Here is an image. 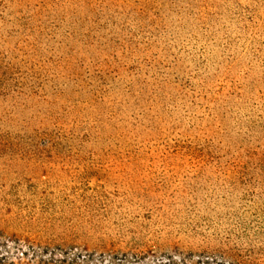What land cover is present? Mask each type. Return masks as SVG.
Returning <instances> with one entry per match:
<instances>
[{
    "label": "rangeland",
    "instance_id": "1",
    "mask_svg": "<svg viewBox=\"0 0 264 264\" xmlns=\"http://www.w3.org/2000/svg\"><path fill=\"white\" fill-rule=\"evenodd\" d=\"M0 264H264V0H0Z\"/></svg>",
    "mask_w": 264,
    "mask_h": 264
},
{
    "label": "trees",
    "instance_id": "2",
    "mask_svg": "<svg viewBox=\"0 0 264 264\" xmlns=\"http://www.w3.org/2000/svg\"><path fill=\"white\" fill-rule=\"evenodd\" d=\"M24 253L21 252V255H23ZM3 256V255H2Z\"/></svg>",
    "mask_w": 264,
    "mask_h": 264
}]
</instances>
